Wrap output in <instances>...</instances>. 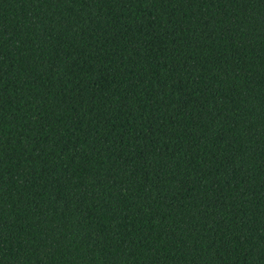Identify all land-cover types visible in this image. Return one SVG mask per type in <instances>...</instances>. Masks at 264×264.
Instances as JSON below:
<instances>
[{"label": "trees", "instance_id": "16d2710c", "mask_svg": "<svg viewBox=\"0 0 264 264\" xmlns=\"http://www.w3.org/2000/svg\"><path fill=\"white\" fill-rule=\"evenodd\" d=\"M0 264H264V0H0Z\"/></svg>", "mask_w": 264, "mask_h": 264}]
</instances>
